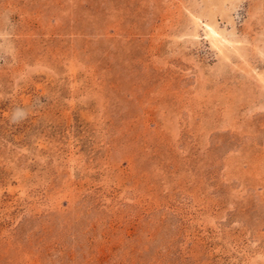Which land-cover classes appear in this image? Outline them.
<instances>
[{
  "label": "rangeland",
  "instance_id": "374dc122",
  "mask_svg": "<svg viewBox=\"0 0 264 264\" xmlns=\"http://www.w3.org/2000/svg\"><path fill=\"white\" fill-rule=\"evenodd\" d=\"M0 264H264V0H0Z\"/></svg>",
  "mask_w": 264,
  "mask_h": 264
},
{
  "label": "bare ground",
  "instance_id": "6f19581e",
  "mask_svg": "<svg viewBox=\"0 0 264 264\" xmlns=\"http://www.w3.org/2000/svg\"><path fill=\"white\" fill-rule=\"evenodd\" d=\"M210 22H211V21H210ZM205 25H207V24H205ZM206 27H207V26H206ZM213 27H214V26H213ZM204 28H205V27H204ZM215 30H216V28H215ZM208 32H209L208 35H210V36H212V37L215 36V34H216V33L214 32V30L211 28V26H210ZM216 32H217V31H216ZM205 33H206V32H205ZM219 35H220V34H219ZM206 36H207V33H206ZM206 36H205V37H206ZM207 38H208V37H207ZM210 38H211V37H210ZM214 39H215V38H214ZM216 39L219 40L218 37H217ZM216 39H215V41H216ZM210 40H211V39H210ZM212 41H213V40H212ZM221 41H222V40H221ZM221 41H220V43H221ZM216 42H217V41H216ZM223 42H224V41H223ZM209 43H210V42H209ZM217 43H218V42H217ZM217 43H216L214 46L218 45ZM220 43H219V44H220ZM223 45H224V44H223ZM238 46H239V45H238ZM221 50H222V49H221ZM224 52H225V51H224Z\"/></svg>",
  "mask_w": 264,
  "mask_h": 264
}]
</instances>
